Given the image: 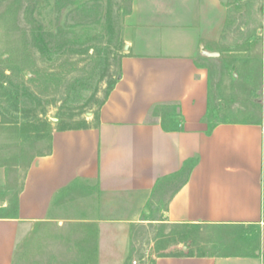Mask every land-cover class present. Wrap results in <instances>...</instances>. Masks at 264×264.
I'll return each mask as SVG.
<instances>
[{
    "label": "crops",
    "instance_id": "crops-1",
    "mask_svg": "<svg viewBox=\"0 0 264 264\" xmlns=\"http://www.w3.org/2000/svg\"><path fill=\"white\" fill-rule=\"evenodd\" d=\"M229 1L130 0L121 73L97 126L55 132L51 152L18 179L15 202L9 197L14 178L0 165V193H7L0 213L15 203L13 214H0V264H12L20 233L53 212H94L97 264H126L132 225L161 183L193 159L167 202V222L251 227L259 249L159 257L155 264H264V117L207 126L203 57L221 35ZM262 64L264 80V45ZM157 106L175 108L177 117L151 118Z\"/></svg>",
    "mask_w": 264,
    "mask_h": 264
},
{
    "label": "rangeland",
    "instance_id": "rangeland-1",
    "mask_svg": "<svg viewBox=\"0 0 264 264\" xmlns=\"http://www.w3.org/2000/svg\"><path fill=\"white\" fill-rule=\"evenodd\" d=\"M220 37L209 44L207 126L258 123L264 117V0H230ZM130 0H0V165L18 192L33 161L52 150L57 131L97 126L101 108L121 73L123 26ZM157 106L151 118L176 116ZM178 119H174V124ZM171 125V126H172ZM187 172L165 179L132 225L131 263L155 264L159 257L196 254L252 255L236 235L257 230H216L169 224L166 206ZM7 193H0L5 199ZM15 203L6 212L13 214ZM94 212H53L19 236L12 264H97ZM230 245L215 249L214 243Z\"/></svg>",
    "mask_w": 264,
    "mask_h": 264
},
{
    "label": "trees",
    "instance_id": "trees-1",
    "mask_svg": "<svg viewBox=\"0 0 264 264\" xmlns=\"http://www.w3.org/2000/svg\"><path fill=\"white\" fill-rule=\"evenodd\" d=\"M115 86V85H114ZM114 87L111 88V91L113 90ZM163 127L165 129H167V127L164 125L163 123ZM180 127H177V130H179ZM197 163V159H193V160H190L189 162L185 163V166L183 168V170L181 171V173L179 174H182V173H185V172H190L193 167L196 165ZM184 226H188V227H194V228H201V226H213L214 228H216V230H222L223 229H228V230H233V228L235 226L233 225H202V224H186ZM257 238H259V235L257 234ZM236 239L237 240H243L244 243L247 244V250H251L253 255H255L256 251L259 249V247H253L251 245L252 243V238L250 237V232L248 231H245V232H241V233H238L236 235ZM214 246H215V249H218L217 247H221L224 251L226 250H229L231 248L230 245H219L217 242L214 243ZM203 250H205V248H201ZM203 250H198V252L196 254H184V255H180V256H189V257H194V256H197V257H228L229 255H216L215 253H212V252H208V251H203ZM240 255H244V254H240ZM131 263V256L129 255L128 259H127V262L126 264H130Z\"/></svg>",
    "mask_w": 264,
    "mask_h": 264
},
{
    "label": "built area",
    "instance_id": "built-area-1",
    "mask_svg": "<svg viewBox=\"0 0 264 264\" xmlns=\"http://www.w3.org/2000/svg\"><path fill=\"white\" fill-rule=\"evenodd\" d=\"M136 262H134V264H135Z\"/></svg>",
    "mask_w": 264,
    "mask_h": 264
}]
</instances>
